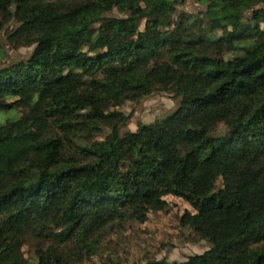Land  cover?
<instances>
[{"label": "trees", "instance_id": "trees-1", "mask_svg": "<svg viewBox=\"0 0 264 264\" xmlns=\"http://www.w3.org/2000/svg\"><path fill=\"white\" fill-rule=\"evenodd\" d=\"M185 1L0 0L5 45L33 47L0 40V264L28 235L26 264H75L169 195L209 249L132 264H264V0ZM155 93L175 108L125 130Z\"/></svg>", "mask_w": 264, "mask_h": 264}, {"label": "rangeland", "instance_id": "rangeland-1", "mask_svg": "<svg viewBox=\"0 0 264 264\" xmlns=\"http://www.w3.org/2000/svg\"><path fill=\"white\" fill-rule=\"evenodd\" d=\"M180 7L194 12L203 9V6L195 0H186ZM0 40L6 55L3 61L26 57L33 50L32 46L20 49L7 47L3 34ZM176 102L177 100L168 93H155L140 102H126L121 109L129 114L131 119L125 130L135 131L139 123H149L168 114L175 108ZM18 116L16 112H0V122L4 123ZM166 199L168 206L157 212H151L145 222L127 221L108 228V235L100 242L97 254H85L79 259L76 258L75 264H113V262L132 264L134 261H144L149 258H166L170 262L184 261L190 255L209 249V241L203 238V235L208 233L207 228L198 226L197 230L182 224V216L187 212H193V207L182 198L173 195L167 196ZM24 242L23 258L26 264L33 259L37 249L44 243L29 235L25 237Z\"/></svg>", "mask_w": 264, "mask_h": 264}]
</instances>
